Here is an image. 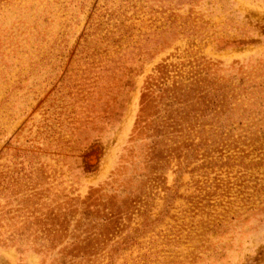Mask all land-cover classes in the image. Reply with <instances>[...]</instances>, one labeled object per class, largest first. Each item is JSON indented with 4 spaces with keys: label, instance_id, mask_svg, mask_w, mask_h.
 Masks as SVG:
<instances>
[{
    "label": "rangeland",
    "instance_id": "rangeland-1",
    "mask_svg": "<svg viewBox=\"0 0 264 264\" xmlns=\"http://www.w3.org/2000/svg\"><path fill=\"white\" fill-rule=\"evenodd\" d=\"M0 264H264V0H0Z\"/></svg>",
    "mask_w": 264,
    "mask_h": 264
}]
</instances>
